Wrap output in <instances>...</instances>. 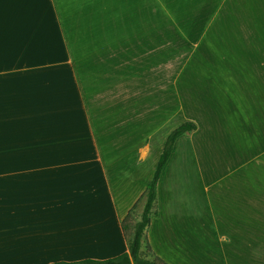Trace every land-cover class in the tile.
Listing matches in <instances>:
<instances>
[{
  "label": "crops",
  "instance_id": "0c3cea01",
  "mask_svg": "<svg viewBox=\"0 0 264 264\" xmlns=\"http://www.w3.org/2000/svg\"><path fill=\"white\" fill-rule=\"evenodd\" d=\"M186 122L150 248L264 264V0H0V264L127 252Z\"/></svg>",
  "mask_w": 264,
  "mask_h": 264
},
{
  "label": "trees",
  "instance_id": "16d2710c",
  "mask_svg": "<svg viewBox=\"0 0 264 264\" xmlns=\"http://www.w3.org/2000/svg\"><path fill=\"white\" fill-rule=\"evenodd\" d=\"M195 128L194 123L186 122L176 127L167 136L151 180L138 202L122 221V231L128 248L127 252L104 260L83 259L72 262L59 261L50 264H167L155 255L150 248L146 232L151 217L157 214V183L161 171L170 156L174 142L179 136L191 132ZM139 203H142L141 211L138 217H134L133 212L136 211Z\"/></svg>",
  "mask_w": 264,
  "mask_h": 264
},
{
  "label": "rangeland",
  "instance_id": "374dc122",
  "mask_svg": "<svg viewBox=\"0 0 264 264\" xmlns=\"http://www.w3.org/2000/svg\"><path fill=\"white\" fill-rule=\"evenodd\" d=\"M140 210H141V208H140ZM140 210H136V211H134L133 212V216L135 217V216H139V213H140Z\"/></svg>",
  "mask_w": 264,
  "mask_h": 264
}]
</instances>
